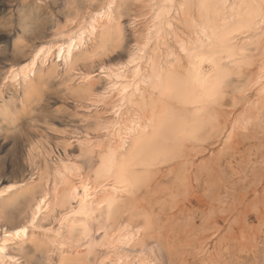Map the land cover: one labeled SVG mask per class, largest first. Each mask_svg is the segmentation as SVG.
Segmentation results:
<instances>
[{
	"label": "bare ground",
	"instance_id": "1",
	"mask_svg": "<svg viewBox=\"0 0 264 264\" xmlns=\"http://www.w3.org/2000/svg\"><path fill=\"white\" fill-rule=\"evenodd\" d=\"M20 6L0 136L53 86L71 127L0 189V264H264V0Z\"/></svg>",
	"mask_w": 264,
	"mask_h": 264
},
{
	"label": "rangeland",
	"instance_id": "2",
	"mask_svg": "<svg viewBox=\"0 0 264 264\" xmlns=\"http://www.w3.org/2000/svg\"><path fill=\"white\" fill-rule=\"evenodd\" d=\"M7 1V0H6ZM0 2H5L4 0H0ZM11 6H0V26H3L7 29H12L15 27L19 31L16 33V37L11 40L12 43V49L10 52L5 51L3 53H0V72L2 71V66L7 64L9 61L11 62L13 58H16V56L26 55V58H29L30 54L27 53L31 52V48L34 44L40 40V38L37 35V29L40 27H37L39 24L41 25L43 19L48 16V14L43 15H37L38 11H35V16L33 20L28 25H34V27L31 30H27L25 33L24 29L25 26L23 24H20L21 22V16L20 11L21 9V0H15L14 2L10 3ZM50 15V14H49ZM54 12L53 16L50 15V21L55 18ZM43 16V17H42ZM41 18V22L37 19ZM43 18V19H42ZM47 18V17H46ZM38 21V23H37ZM52 22V21H51ZM51 22H48V25L45 26L49 28V32L52 31L53 26ZM39 25V26H40ZM43 25V24H42ZM41 25V26H42ZM52 26V27H51ZM33 33V34H32ZM35 34V35H34ZM4 36V48L7 49L9 39L13 37V32L11 30L6 31L2 34ZM23 41V42H22ZM31 45V46H30ZM25 46L28 48V51L25 47L22 48V50L18 47ZM24 50V52H22ZM25 51L27 52L26 54ZM17 56V57H18ZM12 59V60H11ZM9 60V61H8ZM9 62V63H10ZM10 88V87H9ZM58 86H53L52 88L48 89L46 96L44 98V101L41 104L42 109L40 110V113H36L39 115V121H34V123L38 124V127H34L31 125V121L29 122V117L31 115L24 116L25 124L22 125V127L19 128H13L10 131H5V129L2 130L3 134L2 139H0V173H2V180L0 181V189L6 185L7 181L12 178L15 174H21L20 171H25L26 174H29L30 170V156L34 158L39 149L37 148L38 145L41 146L42 143L44 146L51 148L53 147L55 151L62 150L60 148L56 147V144L58 142H61L60 137H67V133H63L65 129H70L71 125H66L61 120H59L58 113H56L58 108H63L66 106H69L72 108V105L70 104L72 100H69L68 102H63L62 100V92L60 93ZM8 91V90H7ZM4 94H6V90L4 91ZM10 94L9 91L6 94V96ZM70 102V103H69ZM34 114V113H33ZM52 118L57 120V126L59 127H51L47 124H45L43 121L44 119ZM23 119V116H22ZM29 122V123H28ZM56 128V129H55ZM63 131V132H62ZM62 132V133H61ZM66 132V131H65ZM63 135V136H62ZM68 138V137H67ZM74 140V139H72ZM33 142V143H32ZM39 142V143H38ZM34 147L32 150V153L29 154V146ZM37 148V149H36ZM37 159V158H36ZM224 163L223 168L227 172V179L230 178L233 179L235 183L239 186H243L242 184V176L243 173H234V175L231 173V169L228 166H225ZM238 171V170H236ZM247 183V182H246ZM245 185V184H244ZM239 192V191H238ZM253 220V219H252ZM254 221V220H253ZM256 222V221H254Z\"/></svg>",
	"mask_w": 264,
	"mask_h": 264
},
{
	"label": "snow or ice",
	"instance_id": "3",
	"mask_svg": "<svg viewBox=\"0 0 264 264\" xmlns=\"http://www.w3.org/2000/svg\"><path fill=\"white\" fill-rule=\"evenodd\" d=\"M34 27V25H28V29L31 30L32 28ZM11 30L13 32V37L9 39V42H8V46H7V49H5L3 46H4V36L2 35L3 33H5L6 31H9ZM19 30L16 29L15 27H13L12 29H7L3 26H0V53H3L5 51H8L10 52L11 49H12V43H11V40L13 38L16 37V33L18 32ZM0 139H2V137H0ZM0 251H3V249H0Z\"/></svg>",
	"mask_w": 264,
	"mask_h": 264
}]
</instances>
